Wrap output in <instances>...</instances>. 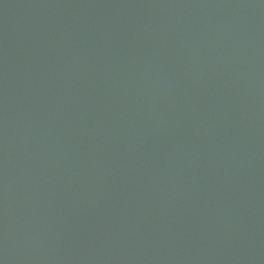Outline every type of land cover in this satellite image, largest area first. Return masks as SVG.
Returning <instances> with one entry per match:
<instances>
[{"label": "water", "instance_id": "95a60500", "mask_svg": "<svg viewBox=\"0 0 264 264\" xmlns=\"http://www.w3.org/2000/svg\"><path fill=\"white\" fill-rule=\"evenodd\" d=\"M0 264H264V0H0Z\"/></svg>", "mask_w": 264, "mask_h": 264}]
</instances>
